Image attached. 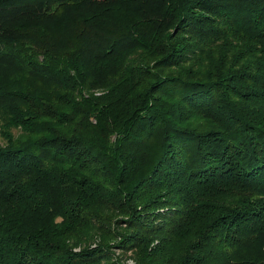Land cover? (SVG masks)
<instances>
[{"label": "trees", "instance_id": "16d2710c", "mask_svg": "<svg viewBox=\"0 0 264 264\" xmlns=\"http://www.w3.org/2000/svg\"><path fill=\"white\" fill-rule=\"evenodd\" d=\"M0 137V264H264V0H0Z\"/></svg>", "mask_w": 264, "mask_h": 264}, {"label": "rangeland", "instance_id": "374dc122", "mask_svg": "<svg viewBox=\"0 0 264 264\" xmlns=\"http://www.w3.org/2000/svg\"><path fill=\"white\" fill-rule=\"evenodd\" d=\"M0 143H3V139L0 137ZM111 228H115L116 223L115 222H111ZM118 228H122V227H118ZM112 237H115L114 234H111ZM98 238H95L94 242H97ZM110 242H116V240L111 239ZM155 243V242H154ZM113 245V247L111 248L113 254L115 255V257L120 260V264H135V259H134V255L132 254L131 251H124L122 249H120L119 247Z\"/></svg>", "mask_w": 264, "mask_h": 264}]
</instances>
